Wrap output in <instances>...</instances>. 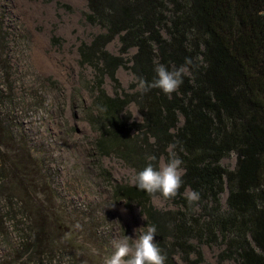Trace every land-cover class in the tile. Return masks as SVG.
<instances>
[{
  "label": "trees",
  "instance_id": "16d2710c",
  "mask_svg": "<svg viewBox=\"0 0 264 264\" xmlns=\"http://www.w3.org/2000/svg\"><path fill=\"white\" fill-rule=\"evenodd\" d=\"M87 2L83 17L101 33L78 51L81 64L95 74L87 121L99 135L97 154L118 158L135 175L150 163L158 169L170 151L183 162L176 197L157 194L168 208L155 207L154 198L135 184L114 185L113 199L136 206L144 227H156L165 264H203L204 246L222 248L223 262L264 264V0ZM7 36L1 20L0 54H6L0 58L1 107L16 98ZM116 40L119 55L106 49ZM186 58L191 64L176 92L138 88L139 78L149 83L156 78L157 64L172 70ZM120 68L132 73L133 93L121 89ZM106 79L115 83L113 96L104 89ZM131 105L141 122L134 120ZM13 128L0 115V142L10 140ZM231 155L233 168L223 165ZM1 156L0 151V188L10 182L0 199L10 208L16 184L28 185L17 175L27 162L20 156L8 163ZM185 189L198 192L199 200L190 204ZM23 211L35 210L25 205Z\"/></svg>",
  "mask_w": 264,
  "mask_h": 264
},
{
  "label": "rangeland",
  "instance_id": "374dc122",
  "mask_svg": "<svg viewBox=\"0 0 264 264\" xmlns=\"http://www.w3.org/2000/svg\"><path fill=\"white\" fill-rule=\"evenodd\" d=\"M87 4L0 0L16 96L12 105L0 106L2 119L14 127L8 129L10 140L0 142V151L8 163L26 159L27 170L17 175L28 181L26 187L11 181L17 185L11 193L14 206L8 208L0 199V264H104L114 240L125 235L136 239V230L144 227L139 208L112 197L117 183L133 184V170L118 158L97 154L99 135L87 121L95 74L81 64L78 49L101 33L83 17ZM106 49L119 55V42ZM0 58L6 59L4 50ZM116 76L121 89L133 93L132 73L120 68ZM104 89L113 96L115 83L106 79ZM130 111L136 122L142 121L134 105ZM235 163V155L223 161L230 168ZM8 183L0 191H7ZM153 204L168 208L160 197ZM25 205L34 215L23 211ZM66 233L71 236L64 239ZM202 251L203 264H236L219 259L222 248L204 246Z\"/></svg>",
  "mask_w": 264,
  "mask_h": 264
},
{
  "label": "clouds",
  "instance_id": "9594fccd",
  "mask_svg": "<svg viewBox=\"0 0 264 264\" xmlns=\"http://www.w3.org/2000/svg\"><path fill=\"white\" fill-rule=\"evenodd\" d=\"M189 64H191L190 58L185 59L184 65L172 70L164 64H157L154 69L156 78L151 83L139 78L138 88L144 91L158 88L165 94L171 95L183 83V76L187 71L186 65ZM174 147V145H169L170 150ZM147 159L155 160L156 157L149 156ZM182 163V160L170 151L167 162L162 163L158 169L151 163L148 164L132 178V182L139 190L145 191L154 199L158 198L157 194L164 199H173L183 185ZM185 196L190 204L200 198L198 192L188 189H185ZM156 232L155 226L147 225V227L136 230V239L125 235L114 240V251L104 264H165L166 255L155 242ZM70 236L71 233H66L64 239Z\"/></svg>",
  "mask_w": 264,
  "mask_h": 264
}]
</instances>
